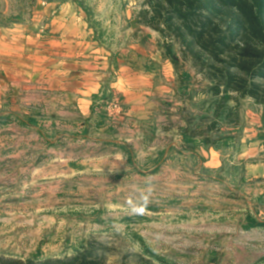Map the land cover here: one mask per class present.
<instances>
[{"label": "rangeland", "instance_id": "1", "mask_svg": "<svg viewBox=\"0 0 264 264\" xmlns=\"http://www.w3.org/2000/svg\"><path fill=\"white\" fill-rule=\"evenodd\" d=\"M79 2L101 31L111 26L110 43L131 33L130 17L135 26L144 27L145 36L155 31L159 41L172 44L179 73L190 78L191 91L186 92L196 97L189 102L179 96L183 103L177 111L193 117L194 123L208 116L210 103L221 97L205 93L210 71L180 41L164 39L142 22L147 0ZM255 81L264 88L263 80ZM233 97L229 105H238L241 121L247 111L262 109L264 115V102L238 92ZM101 109L115 126L120 116L112 120ZM209 124L204 122L203 128ZM224 127L219 118L211 131L221 166L207 171L210 179L226 180L222 186L194 172L187 177L183 171L188 160L182 157L157 172L140 166L111 183L107 174L83 166L65 168L59 164V151L36 133L31 143L18 125L0 121V255L25 264L69 259L85 246L98 258L95 264H264V197L254 195L244 164L230 163L238 148L230 145L227 134L223 138ZM190 161L194 167L195 159Z\"/></svg>", "mask_w": 264, "mask_h": 264}, {"label": "crops", "instance_id": "2", "mask_svg": "<svg viewBox=\"0 0 264 264\" xmlns=\"http://www.w3.org/2000/svg\"><path fill=\"white\" fill-rule=\"evenodd\" d=\"M127 18L131 33L110 43L111 26L101 31L79 0H0V121L18 125L31 143L36 133L59 151L65 168L83 166L107 174L111 183L140 166L161 171L176 157L188 160L187 177L194 172L209 180L207 171L221 166L220 154L204 134L184 141L188 122L177 111L183 103L177 70L157 33L146 28L152 35L145 36L144 27ZM105 88L124 105L115 126L101 109ZM222 133L237 144L230 163H243L254 195L264 197L262 109L247 111ZM210 181L227 184L220 177Z\"/></svg>", "mask_w": 264, "mask_h": 264}, {"label": "trees", "instance_id": "3", "mask_svg": "<svg viewBox=\"0 0 264 264\" xmlns=\"http://www.w3.org/2000/svg\"><path fill=\"white\" fill-rule=\"evenodd\" d=\"M147 6L149 9L140 12L142 22L162 38L180 41L210 71L205 93L221 97L210 103L208 116L201 117L200 122L185 116L188 126L183 132L186 143L204 134L205 143L216 146L211 131L219 118L224 126L240 119L238 105H229L234 92L264 102L263 85L255 81H264V0H147ZM159 46L177 70L179 96H187L184 100L192 102L196 97L186 92L191 91L190 78L179 73L173 45L159 41ZM224 54L228 56L225 59L221 57ZM216 62H221L222 67H217ZM204 122H210L209 126L203 128ZM96 260L84 246L69 259L28 260L25 264H95ZM0 264L23 263L0 255Z\"/></svg>", "mask_w": 264, "mask_h": 264}, {"label": "built area", "instance_id": "4", "mask_svg": "<svg viewBox=\"0 0 264 264\" xmlns=\"http://www.w3.org/2000/svg\"><path fill=\"white\" fill-rule=\"evenodd\" d=\"M106 93V97L101 101V106L108 117L112 120H116L125 111L123 102L121 98L114 94L110 89H106Z\"/></svg>", "mask_w": 264, "mask_h": 264}, {"label": "clouds", "instance_id": "5", "mask_svg": "<svg viewBox=\"0 0 264 264\" xmlns=\"http://www.w3.org/2000/svg\"><path fill=\"white\" fill-rule=\"evenodd\" d=\"M140 211L142 212V211H143V209L141 208V209H140Z\"/></svg>", "mask_w": 264, "mask_h": 264}, {"label": "water", "instance_id": "6", "mask_svg": "<svg viewBox=\"0 0 264 264\" xmlns=\"http://www.w3.org/2000/svg\"><path fill=\"white\" fill-rule=\"evenodd\" d=\"M133 26H135V23L133 22Z\"/></svg>", "mask_w": 264, "mask_h": 264}]
</instances>
